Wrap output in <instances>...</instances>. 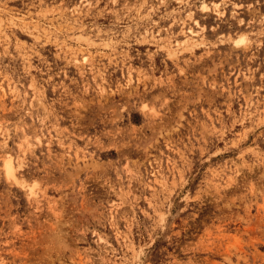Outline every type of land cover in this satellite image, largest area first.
<instances>
[{
  "label": "rangeland",
  "instance_id": "obj_1",
  "mask_svg": "<svg viewBox=\"0 0 264 264\" xmlns=\"http://www.w3.org/2000/svg\"><path fill=\"white\" fill-rule=\"evenodd\" d=\"M0 21V264H264V0Z\"/></svg>",
  "mask_w": 264,
  "mask_h": 264
},
{
  "label": "bare ground",
  "instance_id": "obj_2",
  "mask_svg": "<svg viewBox=\"0 0 264 264\" xmlns=\"http://www.w3.org/2000/svg\"><path fill=\"white\" fill-rule=\"evenodd\" d=\"M222 8V7H221ZM0 26H1V21H0ZM192 29H190V31H191ZM191 34L192 35H195V34H197V32H195V31H191ZM247 43V41L245 40V39H243L242 40V44H246ZM88 56H86V60L88 59L87 58ZM3 135V134H2ZM4 148H5V160H6V162H7V171H8V176H10V177H14V178H16V175H15V173H14V171H15V168H13V166H12V161H13V154L10 152V150L8 149V142L7 143H5L4 142ZM22 148H21V146H20V150H21ZM17 179V178H16ZM23 187H25V186H23ZM27 193H28V197L29 198H32V199H35V198H37V195H38V193L33 189V187H31V186H29V187H27Z\"/></svg>",
  "mask_w": 264,
  "mask_h": 264
}]
</instances>
